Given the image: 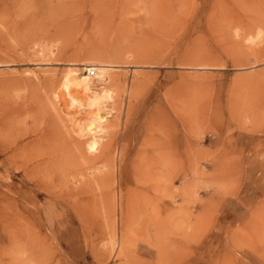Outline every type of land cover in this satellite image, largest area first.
<instances>
[{
    "label": "rangeland",
    "instance_id": "1",
    "mask_svg": "<svg viewBox=\"0 0 264 264\" xmlns=\"http://www.w3.org/2000/svg\"><path fill=\"white\" fill-rule=\"evenodd\" d=\"M109 1L0 0V264H264V0ZM91 61L95 152L55 96Z\"/></svg>",
    "mask_w": 264,
    "mask_h": 264
},
{
    "label": "bare ground",
    "instance_id": "2",
    "mask_svg": "<svg viewBox=\"0 0 264 264\" xmlns=\"http://www.w3.org/2000/svg\"><path fill=\"white\" fill-rule=\"evenodd\" d=\"M14 1H16V0H14ZM18 1V0H17ZM46 1H48V0H46ZM72 1V0H71ZM74 1V0H73ZM110 1H112V0H110ZM109 1V2H110ZM118 1V0H117ZM100 2V1H99ZM121 2V1H120ZM68 3V2H67ZM66 3V4H67ZM104 3V2H103ZM22 4V3H21ZM69 4H73V3H70L69 2ZM117 4H118V2H117ZM76 5V4H75ZM99 5V4H98ZM98 5H96V10L98 9L97 8V6ZM70 6V5H69ZM101 6V5H100ZM71 7V6H70ZM148 7V6H147ZM63 8V7H62ZM62 8L60 9V10H62ZM68 9L69 7H68V4H67V7L65 6L64 7V9ZM104 8H106V7H104ZM67 9H66V11H67ZM73 9V8H72ZM72 9H71V11H72ZM149 9H151V8H149ZM51 11H53V10H51ZM56 11H58L57 9H56ZM50 12V11H49ZM105 12V11H104ZM149 12H151V14H152V11H149ZM48 13V12H47ZM64 13V12H63ZM62 13V14H63ZM71 13V12H70ZM99 13H100V10H99ZM146 13V12H145ZM45 14H46V12H45ZM45 14H44V16H45ZM56 14H58V12L56 13ZM56 14H54L55 16H58V15H56ZM53 15V14H52ZM101 15V14H100ZM103 15V14H102ZM70 16V15H69ZM68 16V17H69ZM42 17V16H41ZM51 17V16H50ZM49 17V18H50ZM55 18V17H54ZM53 18V19H54ZM51 19V18H50ZM45 20V19H44ZM105 21V20H104ZM24 37V36H23ZM25 38V37H24ZM118 48H120V45L119 46H117ZM117 47H115V48H117ZM115 48H114V50H115ZM91 49V48H90ZM93 49V48H92ZM92 49L91 50H89V51H92ZM109 49H112V48H109ZM109 49L107 50V53L106 54H110V53H112V51L109 53L108 51H109ZM123 48H121V50H122ZM155 49V48H154ZM195 49V48H194ZM87 50V49H86ZM100 51H102V50H104V49H99ZM113 50V51H114ZM118 50V49H117ZM152 50H153V48H152ZM152 50H151V52H152ZM106 51V50H105ZM154 51V50H153ZM157 51H158V48H157ZM201 51V50H200ZM98 52V51H97ZM114 52H119V50L118 51H114ZM113 52V53H114ZM160 52V51H159ZM112 53V54H113ZM150 53V52H149ZM153 53V52H152ZM151 53V54H152ZM193 53H195V54H197L196 52H192V55L190 56V59H191V57L194 55ZM204 53H205V51H204ZM204 53H202V54H204ZM82 54V53H81ZM90 54V53H89ZM112 54H110V56H109V58H111V56H112ZM144 54H146V55H148L147 53H144ZM102 55V54H101ZM117 55V54H116ZM121 55H124V53L123 54H121ZM143 55V54H142ZM155 55V54H154ZM198 55H201V54H198ZM197 55V56H198ZM206 55L208 56V54L206 53ZM211 55V54H210ZM120 56V55H119ZM144 56V55H143ZM142 56V57H143ZM82 57V56H81ZM86 57H88L89 58V56H88V52H87V54L85 55V58ZM124 57V56H123ZM122 57V58H123ZM194 57V56H193ZM115 58H117V56L115 57ZM204 57H203V55H202V57H199V58H196V59H200V60H202ZM206 58V57H205ZM204 58V59H205ZM82 59V58H81ZM113 59V58H112ZM120 59V58H119ZM144 59V58H143ZM77 60V59H76ZM79 60V59H78ZM83 60V59H82ZM88 60V59H87ZM89 60H92V59H89ZM192 60H193V58H192ZM84 61V60H83ZM100 61V60H99ZM74 62V61H73ZM77 62V61H76ZM79 62H81V61H79ZM85 62V61H84ZM88 62V61H87ZM83 63V65L85 66L84 68H86V70H88V73H84L83 71H82V69H80L79 67H76V66H67L68 68L64 71V73H63V77H62V79L60 80L61 81V83H60V90L61 91H58V89H57V91H56V93H55V96L57 97L56 98V100H59V101H61L60 103H62V106L64 105L65 107H67V109H68V111H69V113L72 115V119H73V123H74V125L77 127V129H79V132H82V135H85V134H88V136L90 137V139L88 140V146L87 147H89V149L91 150V151H94V150H96L97 148H98V144H99V141H100V139L102 138V134H103V132H104V127H105V122L106 121H108V114L110 113V111L108 110V108H109V106H110V104L112 103V100H113V96H114V90L112 89V87H110V86H107L105 83L107 82V84L109 83L108 81H110L111 82V84L109 83V85H118V89H119V85H120V79L117 77V75H115V73H112L111 71H109L112 67H114L115 68V64L114 63H112V62H89V63ZM69 64L71 63V62H68ZM78 63V62H77ZM77 63H71V64H75V65H77ZM148 63V62H147ZM153 63V62H152ZM145 64H146V62H145ZM119 66V65H118ZM82 67V66H81ZM113 68V69H114ZM27 71V70H26ZM94 71V72H93ZM32 74V73H31ZM141 74V73H140ZM35 75V74H34ZM36 75H37V72H36ZM39 75H40V73H39ZM127 75V74H126ZM139 75V74H138ZM137 75V76H138ZM142 75V74H141ZM33 76V75H32ZM123 76V75H122ZM144 75H142V77H143ZM36 77V76H35ZM38 77V76H37ZM136 78V77H135ZM134 80V79H133ZM132 80V81H133ZM136 80V79H135ZM142 80V79H141ZM131 81V82H132ZM103 84H105V85H103ZM99 85H103V86H100V87H98ZM124 85H125V87H126V82H124ZM124 87V88H125ZM53 88V87H52ZM117 88V87H116ZM51 89V88H50ZM121 89H123V87L121 88ZM54 91V90H53ZM119 92H120V90H119ZM54 93V92H53ZM119 96H120V93H119ZM52 99V98H51ZM53 99H55L54 97H53ZM53 99H52V101H53ZM118 103V102H117ZM57 104V103H56ZM123 104V103H122ZM121 104V105H122ZM116 106H117V104H116ZM57 107H58V105H57ZM56 107V108H57ZM69 108H73L72 110H69ZM118 108V107H117ZM58 109V108H57ZM57 109H56V111H57ZM61 109V108H60ZM60 109H58V110H60ZM63 109L64 110H66L64 107H63ZM119 111L121 110V108L120 109H118ZM62 111V110H61ZM112 111V110H111ZM118 111V112H119ZM60 112V111H59ZM78 112V113H77ZM84 112V113H83ZM61 113V112H60ZM66 113V112H65ZM70 114H69V116H70ZM120 114H121V112H120ZM110 117V116H109ZM70 118V119H71ZM115 118V117H114ZM69 121H71V120H69ZM112 121H114V120H112ZM111 121V122H112ZM119 121V120H118ZM72 122V121H71ZM109 122V121H108ZM72 124V123H71ZM109 124V123H108ZM111 125H114V122H113V124H111ZM116 126V125H115ZM114 126V127H115ZM117 127V126H116ZM71 128H72V126H71ZM155 128H156V126H155ZM111 131V130H110ZM110 131H109V133H110ZM115 131V130H114ZM112 132V131H111ZM77 134V133H76ZM112 134V133H111ZM111 134H109V135H111ZM60 136V134L58 133V137ZM64 136V135H63ZM86 136V135H85ZM112 136V135H111ZM62 136H60L59 138H61ZM65 137V136H64ZM81 137V136H80ZM83 137V136H82ZM69 137H65V139L64 140H67ZM86 138V137H85ZM1 139H3V138H1ZM109 139L110 138H108V140H106V141H109ZM53 140V139H52ZM55 140V139H54ZM61 140V139H60ZM63 140V139H62ZM61 140V141H62ZM78 140V139H77ZM81 140H83L82 138H81ZM85 140V139H84ZM103 140V139H102ZM1 141H3V140H1ZM79 142H80V139L78 140ZM77 141V142H78ZM111 141H112V139H111ZM110 141V142H111ZM58 142H59V140H58ZM67 141H65V143H66ZM74 143L76 142V140L75 141H73ZM79 142L77 143V146H78V144H79ZM85 142V141H84ZM110 142H108V144H110ZM62 143V142H61ZM80 143H82L83 144V142H80ZM54 144V143H53ZM58 144H60V143H58ZM67 144H68V146H69V142H67ZM72 144V143H71ZM81 144V145H82ZM107 144V145H108ZM84 145V144H83ZM67 146V145H66ZM75 146V145H74ZM77 146L75 147V148H77ZM111 146V145H110ZM50 147H51V145H50ZM73 147V146H72ZM124 147V146H123ZM51 148H55V147H51ZM59 148H60V145H59ZM66 148V147H65ZM81 148V147H80ZM103 148H105V145H104V147ZM103 148H101V149H103ZM120 148H121V146H120ZM119 148V149H120ZM48 149V148H47ZM64 149V148H63ZM108 149V148H107ZM54 150V149H53ZM103 150H105V149H103ZM103 150H101V152L103 151ZM116 150V149H115ZM121 150H123V149H121ZM54 151H56V150H54ZM77 151V150H76ZM84 150H82V152H83ZM53 152V151H52ZM78 152V151H77ZM77 152H75V154H77ZM95 152V151H94ZM58 153H60V152H58ZM99 153H100V151H99ZM109 153V152H108ZM115 153H116V151H115ZM122 153V152H121ZM54 154H55V152H54ZM54 154H52V155H54ZM62 154H64V153H62ZM85 154V153H84ZM111 154V153H110ZM59 155H61V154H59ZM66 155V154H65ZM69 155V154H68ZM72 155V154H71ZM80 155H81V157H82V153H80ZM49 156H51V155H49ZM64 156V155H63ZM62 156V157H63ZM84 156V155H83ZM96 156H99V157H101L102 156V154H101V156L100 155H96ZM120 156V155H119ZM56 157H58L57 156V151H56ZM55 157V158H56ZM60 157V156H59ZM77 157H78V155H77ZM85 157L86 156H84V159H85ZM88 157H89V155H88ZM107 157H110V156H108L107 155ZM112 157V156H111ZM51 158V157H50ZM78 158H80V157H78ZM83 158V157H82ZM97 159H98V157H97ZM97 159H94V160H97ZM105 159H106V157H105ZM112 158H110V160H111ZM53 160H54V158H53ZM104 160V159H103ZM107 160H108V158H107ZM107 160H105V161H107ZM113 160V159H112ZM112 160L110 161V163L112 162ZM67 161V160H66ZM68 162V161H67ZM71 162V161H70ZM87 162V161H86ZM109 162V161H108ZM115 162V161H114ZM58 163V162H57ZM110 163H109V165H110ZM87 164V163H86ZM49 165V164H48ZM66 166V165H65ZM114 166V165H113ZM109 168H110V166H108ZM62 168H64V167H62ZM110 169H112V168H110ZM113 170H114V167H113ZM115 171V170H114ZM103 172V171H102ZM112 172V171H111ZM115 173V172H114ZM104 174V173H103ZM102 175V174H101ZM112 175V174H111ZM106 175H104L103 177H105ZM110 177V176H109ZM105 180H107L106 178H105ZM104 180V181H105ZM114 181H115V179H114ZM82 188V187H81ZM119 193H122L121 191L119 192ZM121 195V194H120ZM119 197V196H118ZM120 199V198H119ZM121 204V203H120ZM121 208V207H120ZM121 213V212H120ZM124 215V214H123ZM126 215V214H125ZM120 217V216H119ZM113 219V218H112ZM111 219V220H112ZM122 219H124L123 217H122ZM129 219V218H128ZM111 220L109 221L110 223H111ZM130 220H131V218H130ZM113 221L114 220H112V223H113ZM125 224V223H124ZM126 224H128L129 225V222L128 223H126ZM125 224V225H126ZM127 225V226H128ZM112 226V225H111ZM116 227V226H115ZM115 227H113V228H111V229H116ZM124 227V226H123ZM126 229H127V227H126ZM126 229H124V230H126ZM121 230V229H120ZM133 231V230H132ZM121 232H124V231H121ZM134 232V231H133ZM115 233H116V230H115ZM115 233H112L111 234V239L112 240H114V241H116L115 240V237H117L116 236V234ZM125 233V232H124ZM123 233V234H124ZM127 233H128V231H127ZM131 233V232H130ZM110 234V233H109ZM132 234V233H131ZM115 235V236H114ZM122 235V234H121ZM129 235V234H128ZM126 236V235H125ZM124 236V237H125ZM132 236V235H131ZM130 237V236H129ZM132 239H133V236H132ZM123 240H125V238H123ZM127 240V239H126ZM120 241V240H119ZM119 244H120V242H118ZM128 243V242H127ZM117 244V243H116ZM120 246H121V248H123L124 246H125V244H123V242L120 244ZM131 247V246H130ZM127 248H129L128 247V245H127ZM126 248V249H127ZM128 254H129V252H127ZM127 255V254H126ZM119 256V255H118ZM130 256V255H129ZM120 257V256H119ZM123 257V256H122ZM125 258V257H124ZM129 258V257H128ZM128 260V259H127ZM123 261V259L121 260V262ZM129 261V260H128ZM127 262V261H126ZM129 263H131L130 261H129ZM128 263V264H129Z\"/></svg>",
    "mask_w": 264,
    "mask_h": 264
},
{
    "label": "built area",
    "instance_id": "3",
    "mask_svg": "<svg viewBox=\"0 0 264 264\" xmlns=\"http://www.w3.org/2000/svg\"><path fill=\"white\" fill-rule=\"evenodd\" d=\"M94 72V71H93Z\"/></svg>",
    "mask_w": 264,
    "mask_h": 264
}]
</instances>
